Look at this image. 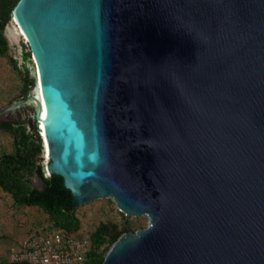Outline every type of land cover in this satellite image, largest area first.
<instances>
[{
  "label": "water",
  "instance_id": "95a60500",
  "mask_svg": "<svg viewBox=\"0 0 264 264\" xmlns=\"http://www.w3.org/2000/svg\"><path fill=\"white\" fill-rule=\"evenodd\" d=\"M12 17L41 101L0 124L32 102L74 206L148 217L102 264H264V0H17Z\"/></svg>",
  "mask_w": 264,
  "mask_h": 264
},
{
  "label": "rangeland",
  "instance_id": "374dc122",
  "mask_svg": "<svg viewBox=\"0 0 264 264\" xmlns=\"http://www.w3.org/2000/svg\"><path fill=\"white\" fill-rule=\"evenodd\" d=\"M16 2L17 0H0V108L26 98L34 89L32 58H23V53L29 51V48L17 25L12 21V9ZM14 115L12 114L10 119H13ZM18 119L25 121L27 131L30 132L35 122L32 102H28L19 111ZM38 138L40 140L39 136ZM40 145V163L44 165L47 158L43 155L41 140ZM14 151L13 135L0 128V157L14 154ZM74 215L78 220L76 229L89 232L91 250L94 252L110 247L111 236H115L116 241L127 231L134 233L148 225L146 215L126 214L109 197L96 198L75 206ZM61 218V215L50 217L38 206L15 201L11 194L0 188V264H11V249L19 240L34 231L50 228L53 221ZM99 233L103 234L104 241L98 243L96 238Z\"/></svg>",
  "mask_w": 264,
  "mask_h": 264
},
{
  "label": "trees",
  "instance_id": "16d2710c",
  "mask_svg": "<svg viewBox=\"0 0 264 264\" xmlns=\"http://www.w3.org/2000/svg\"><path fill=\"white\" fill-rule=\"evenodd\" d=\"M29 56L30 51L23 53L24 59ZM0 128L13 135L15 150L14 154L0 157V188L11 194L15 201L42 208L50 217L56 218L61 215L62 218L53 221L52 225L67 230L76 229L78 220L74 215L75 206L71 192L64 185L61 176L44 175L39 155L40 140L34 133V126H31L32 132H28L25 121L14 115L13 119L8 118L3 121ZM33 177H39L42 180L41 188L33 186L31 182ZM114 239L115 236L110 237L111 243ZM96 241L98 243L104 241L102 233H99ZM108 249L109 247L99 252L90 249L85 264H102Z\"/></svg>",
  "mask_w": 264,
  "mask_h": 264
},
{
  "label": "built area",
  "instance_id": "2783aa9c",
  "mask_svg": "<svg viewBox=\"0 0 264 264\" xmlns=\"http://www.w3.org/2000/svg\"><path fill=\"white\" fill-rule=\"evenodd\" d=\"M34 133L40 137L35 122ZM90 249L91 236L86 230H67L51 224L19 240L9 260L11 264H85Z\"/></svg>",
  "mask_w": 264,
  "mask_h": 264
},
{
  "label": "bare ground",
  "instance_id": "6f19581e",
  "mask_svg": "<svg viewBox=\"0 0 264 264\" xmlns=\"http://www.w3.org/2000/svg\"><path fill=\"white\" fill-rule=\"evenodd\" d=\"M12 21L15 22V24L17 25L16 27H18V29H19L21 35H22V36L24 37V39L26 40V38H25V36H24V34H23V32H22L20 26L18 25V23L16 22V20H15L14 17H13V20H12ZM34 73H35V71H34ZM34 76H36V73L34 74ZM34 94H36V95L38 96L39 100L41 101V98H40V92H39V87H38V79H36V85H35V88H34ZM41 112H42V109H41V111H39V113H41ZM34 114H35V113H34ZM40 138H41L40 140H41V142H42L43 155H44L45 158H48V157H47V149H46L45 139H44V137H43V135H42L41 133H40Z\"/></svg>",
  "mask_w": 264,
  "mask_h": 264
}]
</instances>
